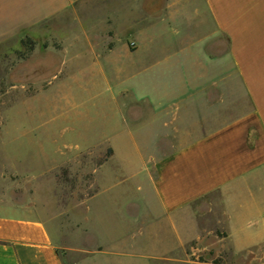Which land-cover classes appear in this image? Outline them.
Returning a JSON list of instances; mask_svg holds the SVG:
<instances>
[{
	"label": "crops",
	"instance_id": "0c3cea01",
	"mask_svg": "<svg viewBox=\"0 0 264 264\" xmlns=\"http://www.w3.org/2000/svg\"><path fill=\"white\" fill-rule=\"evenodd\" d=\"M92 1L0 0V45ZM101 1H128L137 12L148 0ZM177 3L184 24L168 32L174 27L186 35L193 20L201 43L178 40L158 55L147 53L158 45L140 41L135 51L105 56L146 66L131 77L118 75L112 91L129 94L136 107L148 101L159 116L151 139L171 148L154 158L152 170L147 215L157 234L139 240L127 233L97 241L94 249L66 247L55 219L25 205H1L0 264H264V0ZM180 100L184 107L172 111Z\"/></svg>",
	"mask_w": 264,
	"mask_h": 264
},
{
	"label": "rangeland",
	"instance_id": "374dc122",
	"mask_svg": "<svg viewBox=\"0 0 264 264\" xmlns=\"http://www.w3.org/2000/svg\"><path fill=\"white\" fill-rule=\"evenodd\" d=\"M151 1L137 12L128 1L81 3L0 45V206L25 205L55 219L66 247L157 234L147 215L152 170L154 158L171 148L151 139L159 116L148 101L136 107L129 94L112 91L118 75L146 66L105 56L135 51L140 41L158 45L147 53L161 55L163 45L199 44L204 36L194 34L193 20L186 35L174 27L170 34L168 26L184 24L178 0ZM174 105L172 111L185 103Z\"/></svg>",
	"mask_w": 264,
	"mask_h": 264
}]
</instances>
